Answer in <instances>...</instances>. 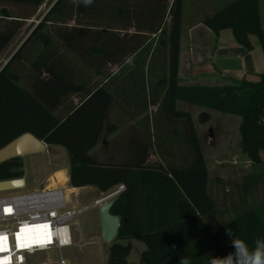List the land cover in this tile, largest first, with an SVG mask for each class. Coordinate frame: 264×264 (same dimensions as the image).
Here are the masks:
<instances>
[{"label":"trees","instance_id":"1","mask_svg":"<svg viewBox=\"0 0 264 264\" xmlns=\"http://www.w3.org/2000/svg\"><path fill=\"white\" fill-rule=\"evenodd\" d=\"M0 1L34 11L46 0ZM65 1L54 3L0 70V148L31 133L48 145L65 149L73 188L94 186L107 193L116 186H125L111 209L112 215L120 217V228L106 264H134L128 261L129 247L123 244L130 238L146 245L143 264H179L184 257L189 264H210L213 256L223 257L234 251L233 237L226 235L227 230L250 246L257 238L264 239V207L244 208L257 182L252 175L241 186L243 200L231 208L236 215L228 221H218L230 209H219L210 189L209 169L193 118L176 106L178 101H184L240 116L242 155L253 166L263 165L264 72L255 82L243 79L215 86L179 85L185 0L123 2L124 8L115 10L120 25L109 23V27L101 25V6L97 8L93 1L79 5L81 2L76 0L75 21ZM231 1L213 15L204 16L201 23L216 35L231 30L245 53L253 50L250 37L255 36L264 53L260 0ZM137 12L140 16L145 13L144 23ZM31 16L0 10V54ZM131 29L136 33L130 35ZM125 74L142 78L158 75L163 80L119 82V76ZM145 84H156L163 90L157 92L158 96L164 93L158 111L181 123L180 134L185 140L179 144L186 145L190 161L153 165L146 161L147 155L143 160L119 161L113 156L112 141L104 146L110 150L108 158H97L92 153L116 130L110 111L116 99L127 97L132 85ZM73 95L80 98L77 105L69 101ZM66 100L67 106L59 111L58 104ZM176 134L179 135L177 130ZM139 150L147 154L149 146ZM24 167L23 158L0 164V181L24 177Z\"/></svg>","mask_w":264,"mask_h":264},{"label":"crops","instance_id":"2","mask_svg":"<svg viewBox=\"0 0 264 264\" xmlns=\"http://www.w3.org/2000/svg\"><path fill=\"white\" fill-rule=\"evenodd\" d=\"M129 33L130 35H133L136 33V31L131 29ZM250 41L253 45V50L249 53H245L244 48L236 42L231 30H223L218 35H216L209 28L203 25L201 21H195L189 27H185L183 24L181 54L179 61V85L215 86L218 85L219 81H224L223 78H225V80L227 78L237 81H241L243 79L248 80L252 78L259 79L258 74L262 73L261 71H264V53L259 45L258 39H255V37L251 36ZM167 53L168 46L165 47V58L167 57ZM7 63H5L2 68H4ZM2 68L0 67V70H2ZM97 76L98 75L95 74V78L98 79L99 77ZM119 78L120 79L118 81L121 83L136 81L140 82L141 80H144L147 83L148 81L158 82L159 80H163L162 76L160 77L158 75H145V77L142 78L132 74H125L119 76ZM94 81H96V79H93L92 83H94ZM115 88L119 89L117 85H115ZM129 89L133 90L128 93L127 97L123 96L120 99L117 98L114 106H112L110 110L114 118L116 127L115 132L110 134L107 142L104 141L103 143L99 144L97 148L92 151V153L97 158H108L111 156V153L110 150H107L104 146L106 143L112 141V144L115 147L113 156L119 161L143 160L144 156L146 155V161L153 165L162 164L164 166V164L168 162L173 163L179 161L177 159L180 153L178 147L181 145L179 142H184L185 140L184 134H180L183 130V127L180 122H175L168 119L163 111H158L159 103L162 101L164 93L162 92L158 96L157 92L163 90L157 88L156 84H145L141 87L138 85H132ZM139 93H145V95L140 96L138 95ZM69 101H72L74 105H77L80 101V98L77 95H73ZM67 104L68 100L58 104L57 107L59 111L63 110ZM176 106L177 110L190 113L197 132L195 113L192 109L196 107V105L184 101H178ZM180 106H183V108H180ZM176 130L179 132V135L176 134ZM197 134L201 142V137L199 136L198 132ZM143 145L149 146V151L147 154H144L139 150V147H142ZM181 146H183V151H186H184L183 154H185L187 157L186 160H183L187 162L190 161V156H188L186 145L182 144ZM50 147L54 148L53 150H55L56 155L59 152V148L64 149L61 146L48 145V150ZM43 154H46V152ZM180 154L183 155L182 153ZM39 156L42 155L39 154L29 157L38 158ZM60 157L62 162L58 163L45 172L47 186H51V179L55 173L58 171H64L67 176V180L66 183L61 185H65L67 187L69 200L71 192L78 193L82 191H90L93 197H95L93 202L94 204L95 201L101 199L103 196L109 193L116 191L120 186H116L107 193H102L94 186H86L82 188H73L71 186V188H69L71 185L69 157L67 152L60 153ZM24 165H26V163H24ZM209 175L211 179L210 189H212V193L218 204V195L216 191L213 190V187L216 189L218 185L214 184V178L211 176L210 171ZM25 181L27 187L26 178ZM217 182L223 183L222 179ZM70 203L72 204L71 200ZM93 204L91 206H86L92 208ZM92 234L95 238L97 237L100 241L104 242L101 236V228L100 233H96L94 230ZM124 241L142 243L144 247L138 245L139 247L136 249L137 255H139V261L137 263H133L143 264L142 254L147 249L146 245L136 238H130ZM106 248V254H100L101 256L99 255L97 257V264L107 263L110 246L107 244Z\"/></svg>","mask_w":264,"mask_h":264},{"label":"rangeland","instance_id":"3","mask_svg":"<svg viewBox=\"0 0 264 264\" xmlns=\"http://www.w3.org/2000/svg\"><path fill=\"white\" fill-rule=\"evenodd\" d=\"M56 1L57 0H46L38 10L34 11L21 5L0 1V10L6 8L16 15L25 13L32 15L30 19L23 22L22 28L18 32L13 42L6 50L1 53V68L11 59L14 53L22 45L23 41L29 36L32 30L36 27V25H38L43 16L50 10ZM79 1L81 2L79 5L84 4L83 0ZM92 1L98 5L97 8H100L99 6H101L99 10V12H102L99 17L103 19L101 20V25L109 27V23L113 25H120L121 22L118 23L119 20L115 18V10H117L119 7L124 8L125 3H129L132 0ZM230 2L232 1L185 0L183 24L185 27H189L193 22L201 21L204 16L213 15L217 10L229 4ZM64 6L68 7V11L73 15L72 19L75 21L74 16L77 12V5L75 4L74 0H66ZM139 11H142V8ZM69 13L67 12L66 15ZM81 14L82 13L78 15L79 20L82 17ZM137 14L139 17H142L141 21L144 23L145 13H142L144 16L142 14V16H140L138 12ZM261 14L264 21V0H261ZM69 19L71 20V18ZM70 20H68V24L73 25ZM122 21L124 23L128 22L127 20ZM98 25H100L99 22ZM255 39L257 38L255 37ZM223 80L224 81H219L218 85L230 84L232 82V80L227 78L226 80L223 78ZM248 81L255 82L258 81V79L252 78L248 79ZM180 108H183V106H180ZM192 109L195 113L197 132L201 137L200 143L208 169L211 173V176L214 178V184L218 185L216 189L213 187V190L216 191L218 195V207L220 210H224L225 208L230 209L228 210V213H225L223 216H221L218 221H228L236 215L235 210L232 211L231 208L235 207L238 205V202L243 200L245 194L241 186L248 175L256 177L257 182L255 186L250 189V193L246 197L244 208L247 209L261 207L262 210L264 207V164L253 166L248 158L242 155L240 149L241 135L239 132L242 118L236 115L223 114L217 111L208 110L200 106H196ZM53 149V147H50L46 154H41L42 156H39L38 158H30L29 156L24 157L23 161L26 163L24 167V177L27 180V187L18 191L0 193V196L13 193H30L37 190H43L47 186L45 172L58 163L62 162L60 153H66L64 149L59 148V152L56 155L55 150ZM184 151L182 150L180 153L183 154ZM180 153L177 159L180 162L185 161L187 157L185 154L181 155ZM261 156L264 161V151L261 152ZM59 173L60 171L55 173L51 179L52 181L50 187H58L59 185L66 183L67 178L60 176ZM221 179L223 183L217 182ZM61 186H64L67 189L65 185ZM69 188H71V185ZM94 198L95 197H93L90 191L70 193L72 205L79 208H82L86 205L91 206L94 202ZM94 204L92 208L80 216V227L78 229L73 228V241L75 245L62 250L61 252L50 255L49 257H42L39 262L56 264L59 257H63L68 264L98 263L97 257L100 254H106L107 244L100 241L99 238H95L92 234L94 230L96 233H100L98 207H95ZM123 244L130 248V256L128 261L131 263H137L139 261V255H137L136 249H138V245L144 247L142 243L123 241Z\"/></svg>","mask_w":264,"mask_h":264},{"label":"built area","instance_id":"4","mask_svg":"<svg viewBox=\"0 0 264 264\" xmlns=\"http://www.w3.org/2000/svg\"><path fill=\"white\" fill-rule=\"evenodd\" d=\"M124 190L120 185L94 206L116 198ZM89 209L73 206L64 186L0 196V236L6 237L0 259L4 264H48L39 261L75 245L73 228L80 227L79 218ZM56 264L68 263L59 257Z\"/></svg>","mask_w":264,"mask_h":264},{"label":"water","instance_id":"5","mask_svg":"<svg viewBox=\"0 0 264 264\" xmlns=\"http://www.w3.org/2000/svg\"><path fill=\"white\" fill-rule=\"evenodd\" d=\"M47 150V143L39 140L31 133H25L0 148V164L14 158L43 154ZM25 187V177L0 181V193L18 191ZM115 201L116 198L110 199L98 207L101 236L109 246L117 239L120 228V217L111 214Z\"/></svg>","mask_w":264,"mask_h":264},{"label":"clouds","instance_id":"6","mask_svg":"<svg viewBox=\"0 0 264 264\" xmlns=\"http://www.w3.org/2000/svg\"><path fill=\"white\" fill-rule=\"evenodd\" d=\"M83 3L89 5L92 0H83ZM226 235L233 237L231 246L234 251L223 257L213 256L210 264H264V239L257 238L250 246L245 240L234 236L231 230H227ZM179 264H189V260L184 257Z\"/></svg>","mask_w":264,"mask_h":264},{"label":"snow or ice","instance_id":"7","mask_svg":"<svg viewBox=\"0 0 264 264\" xmlns=\"http://www.w3.org/2000/svg\"><path fill=\"white\" fill-rule=\"evenodd\" d=\"M5 239H6V237L0 236V251L3 250V242H4ZM17 246L19 247V237H18V240H17ZM0 264H4V259H0Z\"/></svg>","mask_w":264,"mask_h":264},{"label":"bare ground","instance_id":"8","mask_svg":"<svg viewBox=\"0 0 264 264\" xmlns=\"http://www.w3.org/2000/svg\"><path fill=\"white\" fill-rule=\"evenodd\" d=\"M60 176L64 177V178H67L66 174L64 173V171H60L59 173ZM52 181V180H51ZM76 194V193H75Z\"/></svg>","mask_w":264,"mask_h":264}]
</instances>
